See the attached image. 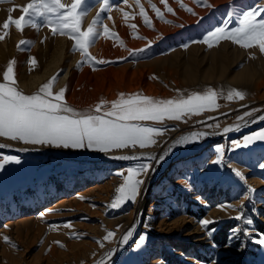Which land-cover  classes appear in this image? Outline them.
Instances as JSON below:
<instances>
[{"label": "rangeland", "instance_id": "rangeland-1", "mask_svg": "<svg viewBox=\"0 0 264 264\" xmlns=\"http://www.w3.org/2000/svg\"><path fill=\"white\" fill-rule=\"evenodd\" d=\"M32 2L0 0V35L4 36L0 40V83H5L3 74L14 62L13 86L18 91L34 95L52 81L53 95L65 90L63 103L67 106L77 112L101 115L121 94L125 99L147 96L178 100L209 89L216 92L219 107L212 111L185 116L180 121L138 122L165 129L163 135L154 137L155 144L143 148L152 151L153 156L169 147L182 132L236 125L243 130L227 139L202 137L195 151L169 161L163 169L156 165L151 175L137 177L145 179L137 200L119 208L110 205L118 197L117 189L128 170L149 161L112 157L125 155L128 150H143L139 146L105 154L0 137V144L8 145L0 148V156L21 160L0 172V264H94L106 258L131 230L130 216L140 205V223L113 264H212L213 260L216 264H264V247L254 242L264 233V168L259 167L264 163V141L233 150L234 141L242 142L243 137L264 129V120L247 125L264 111V53L258 45L245 48L228 39L213 41L212 47L199 42L225 22L227 30L239 27L243 12L264 7V0H225L220 4L207 0L212 7H207L204 0H195L193 5L188 4L189 0H139V4L137 0H107L106 6L105 0H81L77 8L78 14L84 13L79 16L80 30L86 31L95 21L94 27L100 33L91 38L88 57L76 47L70 29L52 31L53 27L59 28L60 14L73 0H61L66 6L61 13L35 9L24 13L23 8ZM153 5L162 13V19L153 11ZM166 5L173 13L167 12ZM141 7L151 27L145 24ZM21 16L31 23L22 21V30L14 24L3 28L9 17L15 20ZM103 26L115 36H104ZM139 49L146 50L137 52ZM98 60L107 62L96 63ZM256 83L261 84L260 88ZM233 90L242 92L244 98L228 100ZM74 91L76 98L71 97ZM83 91L94 95V99L78 101ZM98 105L100 112L96 113ZM253 109L261 111L238 119ZM217 124L219 127H215ZM218 145L223 146L227 162L223 168L211 163ZM151 162L154 166L155 161ZM233 168L244 175L246 182L235 177ZM249 187L255 191L246 199ZM223 204L235 207H217ZM241 204L246 219H231L239 214ZM201 219L215 221L208 226L209 230L215 229L211 238L199 224ZM235 227L247 229L251 235L241 231L239 239L229 241ZM109 231L114 236L104 240ZM140 235H146V242L136 249ZM242 242L246 244L243 250Z\"/></svg>", "mask_w": 264, "mask_h": 264}, {"label": "snow or ice", "instance_id": "snow-or-ice-1", "mask_svg": "<svg viewBox=\"0 0 264 264\" xmlns=\"http://www.w3.org/2000/svg\"><path fill=\"white\" fill-rule=\"evenodd\" d=\"M127 2V0H125ZM199 3L200 0H197ZM207 7L212 5L207 4V0H204ZM162 3H166V0H162ZM81 0H73L72 5L67 8L66 11L61 13L62 9L66 6L61 3V0H33L27 7L23 8L24 13H28L30 9H35L37 12L43 11L61 13V24L59 28L53 27L52 31L63 29H70V36L76 42V47L88 57L87 46L93 36H98V33L93 25H90L86 31L80 30V19L84 13H77V8L80 6ZM139 4V0H137ZM107 0H105V6ZM153 11L156 12L157 17L163 18L162 13L155 5L152 6ZM167 7V5H166ZM181 7H185L183 4ZM103 10V7H102ZM192 12L190 8L186 9ZM146 25L151 27V21L149 17L144 13V9H140ZM167 12L173 13L171 7H167ZM195 14V13H193ZM234 13H229L232 15ZM264 7L253 8L250 11H245L242 14L240 20V26L227 30V22L223 27H217L212 32H209L203 38L202 43L207 44L209 47L213 46V41H219L222 39H228L234 43L239 44L242 47L250 48L253 46L259 47L261 53H264ZM99 15V14H98ZM127 16V13H125ZM257 17H261L257 19ZM22 21H25V17L21 16L19 19L13 20L11 17L4 23L3 28L8 29L11 24H14L17 29L22 30ZM31 23V21H25ZM135 28V25H131ZM182 27V26H181ZM104 36H115L114 33H110L107 26H103ZM4 39V36L0 35V40ZM197 41H193L195 43ZM21 43H24L21 41ZM188 45H183L187 47ZM146 49H139L137 52H143ZM136 55V52L132 53ZM95 60L94 57L90 58ZM96 63H106L107 61L98 60ZM14 63V62H13ZM13 63H10L7 70L3 74L5 83H0V137L8 138L12 141H21L25 144L32 145H50L57 148H71V149H90L97 150L102 153H109L116 149L135 148H147L156 143L154 137L163 135L165 129L155 126H145L138 122L141 121H156L162 122L165 119L180 121L185 116L199 115L204 111H212L219 107L216 103L217 94L213 90L209 89L203 94L192 93L187 98H181L178 100H153L150 97L143 96H130L127 99L121 94V98L112 104L110 110L101 114L77 112L73 108L63 103L65 90H61L58 94L53 95L52 81L44 84L39 92L34 95H25L18 91L14 80V68ZM35 64V60H32ZM56 77L53 78L55 80ZM243 93L233 90L227 96L228 100L243 99ZM261 111L260 109H253L250 112H245L243 116L238 119L243 120L246 116H251L253 112ZM100 112V106L96 107V113ZM257 120H264V115L257 117ZM257 122L256 120L252 121ZM247 123V122H245ZM209 127H212L209 125ZM219 127V125H215ZM233 130H239V125L233 127H225L224 133H228ZM209 135V133H191L187 137H182L175 141L172 147H176L180 144H187L198 141L202 137ZM256 141H264V129L257 133L247 135L243 137L242 142L234 141L233 150L240 147H248ZM8 147V145L0 144V148ZM217 156L211 163L223 168L227 163L224 159L223 146H216ZM167 151L161 154L158 158L151 154L143 157L119 155L114 156V159L130 160V159H143L149 162H143L136 169H130L124 179V183L117 189L118 197L115 198L110 205L113 208H119L123 203L137 200V197L141 194V188L145 184V179H137V177H147L151 172H154V166L151 161H155L159 164L165 159ZM11 163L20 164L21 160L16 156H0V172L5 169V166ZM231 167L230 164L227 165ZM260 168H264V163L259 164ZM235 177L240 181L246 182L244 175L236 170L232 169ZM123 175V173H118ZM190 186V185H189ZM255 190L251 187L248 188L244 194V198H250L249 193ZM199 199V197L197 198ZM218 208L227 209L234 208L232 204L218 205ZM237 221L246 219L243 213V204L239 207V214L235 217H230ZM215 221L208 219H201L199 224L202 229L206 231L209 238L212 237L215 229L209 230L208 226ZM246 223L251 225V220H246ZM68 227L69 225H64ZM243 231L245 236H250L251 232L247 229H240L235 227L231 229L229 241L233 239H239V233ZM133 231L129 230L122 238V243L126 244L132 237ZM114 236V233L109 231L104 237V240H109ZM260 239L255 240L257 244L264 247V233L260 234ZM6 241L7 237L4 238ZM146 242V235H140L135 243V248L139 249ZM104 247L103 243L100 244ZM213 247H216L213 242ZM246 247L245 243H241V250ZM112 253H109L111 256ZM212 264H216L213 260Z\"/></svg>", "mask_w": 264, "mask_h": 264}, {"label": "bare ground", "instance_id": "bare-ground-1", "mask_svg": "<svg viewBox=\"0 0 264 264\" xmlns=\"http://www.w3.org/2000/svg\"><path fill=\"white\" fill-rule=\"evenodd\" d=\"M21 2H22V0H20ZM24 1V0H23ZM195 0H189V2H188V4L189 5H193V2H194ZM210 1H213V2H215L216 4H220V3H222V2H224L225 0H210ZM173 6V5H172ZM174 7H176V4H174ZM162 8V7H161ZM179 14H182L181 12H179V11H177ZM124 26H126V25H124ZM117 44V43H116ZM10 49V48H9ZM11 49H12V47H11ZM14 52V51H13ZM108 53H111V51L110 50H108ZM43 55V54H42ZM112 55V54H111ZM23 56H25V55H23ZM44 56V55H43ZM223 64V63H222ZM50 68H51V65L50 66H48V69H49V71H50ZM70 68V67H69ZM71 70V69H70ZM74 70V69H73ZM48 71V72H49ZM76 73V72H75ZM70 75V71L69 72H67V74L63 77V79L65 80V79H68V76ZM210 75H212V72L210 73ZM247 75V74H246ZM16 76V75H15ZM205 76V75H204ZM72 77V76H71ZM78 77V76H77ZM84 76H81V78H83ZM70 78V77H69ZM74 78V77H73ZM22 79V78H21ZM19 80H20V77H19ZM81 80V79H80ZM241 79L239 78L238 79V81L237 82H239ZM73 81H75V80H73ZM85 81V80H84ZM64 82V81H63ZM83 82V81H82ZM74 82H72V84H73ZM76 83V82H75ZM80 83V82H79ZM263 82H261V84H262ZM72 84H71V86H72ZM99 84V83H98ZM98 84L96 85V87H98ZM261 84H259V83H256V88L258 89V88H260V85ZM83 85V84H82ZM79 86V85H78ZM80 88H83V87H80ZM88 88V87H87ZM76 90V89H75ZM78 90V89H77ZM84 90V89H83ZM86 90V89H85ZM69 91V90H68ZM86 91H83L82 93H79V97H80V100L78 99V101H89V100H93L94 99V95H91V96H89V94H86L85 93ZM77 97V93L74 91L73 92V94H72V96L71 97ZM75 97V98H76ZM74 99V98H73ZM72 100V99H71ZM75 100V99H74ZM76 103H77V101H76ZM82 103H84V102H82ZM80 104V103H79ZM78 104V105H79ZM261 115H264V111L260 114V115H258V117L259 116H261ZM257 118V117H256ZM254 120H256L257 122H255V123H253L252 121H254ZM261 121H263V120H257V119H252L250 122H249V124H247L248 126L249 125H254V124H256V123H259V122H261ZM227 127H235V126H227ZM243 127L242 126H239V130H233V131H230V132H228V133H224L223 132V129L222 130H214V131H211V130H204V129H200V130H193V131H190V132H182L183 134H181V135H178L176 138H175V136H174V140L171 142V145L169 146V147H167V148H163V149H161L160 151H159V153H158V155L157 154H155V156L158 158L161 154H164L166 151H167V155H166V157H165V159L162 161V163L161 164H154V167L156 166V165H160V169H163V168H165L166 166H167V164L169 163V161H172V160H174V159H178V160H180L178 157L179 156H181V155H184V154H187V153H190V152H193V151H195L202 143H201V139H199L198 141H195V142H192V143H187V144H180V145H178V146H176V147H172V145H173V143L175 142V141H177L178 139H181L182 137H187L189 134H191V133H209V135H206V136H208V137H218V138H222V139H227V138H229L231 135H234V134H236V133H240V132H242V129ZM180 133V132H179ZM206 136H204V137H206ZM125 153V155H130V156H139V157H143V156H145V155H148V154H151V155H153L154 153H152V151H147V150H140V151H136V152H131V151H127V152H124ZM137 160V159H136ZM152 163V162H151ZM150 175H151V173H150ZM90 190V189H89ZM142 194H143V192H142ZM80 196V195H79ZM144 196V195H143ZM142 197V196H141ZM65 200V199H64ZM64 200H62V201H64ZM51 208V207H50ZM138 209H137V212L136 213H132L131 214V216H130V220L131 219H133V220H131L132 222H133V224H132V227H131V230L133 231V234L135 233V230L137 229V227H138V224L140 223V220H141V216H142V213H143V206L141 207V205L139 206V207H137ZM134 212V211H133ZM177 222V221H176ZM163 223V222H162ZM164 224V223H163ZM162 224V225H163ZM168 226V225H167ZM202 240V239H201ZM128 242H129V240H128ZM127 242V243H128ZM118 243V242H117ZM125 246V244L124 243H122V241H120L117 245H116V247H115V249L111 252L112 253V255L111 256H107L106 258H104V259H102V260H100V261H98V262H96V263H94V264H113V262H114V260L119 256V254H120V251L122 250V248Z\"/></svg>", "mask_w": 264, "mask_h": 264}]
</instances>
